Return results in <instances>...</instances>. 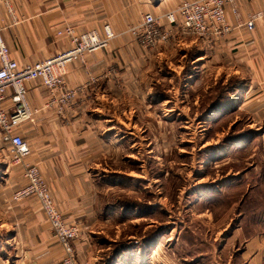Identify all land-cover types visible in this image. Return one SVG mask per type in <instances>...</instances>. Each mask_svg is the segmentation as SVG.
<instances>
[{"label": "crops", "instance_id": "0c3cea01", "mask_svg": "<svg viewBox=\"0 0 264 264\" xmlns=\"http://www.w3.org/2000/svg\"><path fill=\"white\" fill-rule=\"evenodd\" d=\"M181 1L0 0V31L12 57L20 64L45 60L71 47L67 28L81 34L109 25L117 34L107 49L86 56L88 69L98 78L96 82L91 83L85 63L70 64L66 87H82L84 92L79 93L65 116L58 115L54 108L45 109L36 114L34 122H24L18 128L31 148L25 162L39 167L64 218L81 227V237L75 243L79 261L164 264L158 252L161 245L153 247L151 258L146 253L135 254L130 247L101 257L104 241L100 239L106 232L105 224L111 222L109 217L114 214L99 208L93 178L94 170L102 164L104 145L116 142L118 119H127L132 112L127 107L118 111L117 106L129 104L138 95L133 91L134 82H139L142 88L154 82V77L147 75L151 74L154 62L178 63L175 67L183 69L186 61L192 59L199 73L194 80L185 78L192 87H201L211 74L236 77L241 85L237 86L236 94L226 99L233 103L224 107V116L229 119L245 112L261 128L259 134L264 139V0L228 1L226 17L233 29L224 38L210 42L206 37L178 33L162 48L143 53L136 40L125 32L128 26L137 23L146 12L161 14ZM250 20L254 21L252 29L247 25ZM27 87L31 105L45 106L48 91L43 84L34 80ZM11 105L7 96L4 106L11 108ZM104 122L107 124L103 125ZM225 148L227 154L229 149ZM14 167L8 176L0 178V264H63L64 250L37 198L20 202L12 199L24 179L23 165ZM230 180H224V185L228 186ZM240 222L241 219H235L226 229L229 233H224V248L229 242L234 246ZM237 243L243 246L236 248V253L242 254L238 264H264L261 238H246ZM245 254L249 255L248 260Z\"/></svg>", "mask_w": 264, "mask_h": 264}, {"label": "rangeland", "instance_id": "374dc122", "mask_svg": "<svg viewBox=\"0 0 264 264\" xmlns=\"http://www.w3.org/2000/svg\"><path fill=\"white\" fill-rule=\"evenodd\" d=\"M180 3L161 14L146 12L156 16L155 29L168 37L158 45H152L146 34L131 30L146 13L128 26L125 32L143 53L162 48L178 33L196 35L186 32L180 23L168 21L166 14ZM113 32L112 40L117 37ZM201 37L214 42L224 35ZM111 41L100 50L107 49ZM191 61L183 69L175 67L178 63L154 62L151 74L147 73L154 82L147 88L134 82L133 91L138 95L129 104L117 106L118 111L127 107L132 112L127 119H118L116 142L104 145L102 164L93 173L99 208L114 214L100 239L104 241L102 258L127 247L151 258L154 248L161 245L158 252L164 264H235L236 259L238 264L242 254L236 248L243 247L239 240L256 237L264 241L261 128L243 111L229 119L224 116V107L233 103L224 104V97L236 94L241 81L219 73L208 75L201 87H192L185 78L194 80L199 73ZM86 70L91 83L96 82L98 78ZM75 103L74 99L67 110ZM211 103L217 105L212 111L208 110ZM238 131L247 136L235 140L231 136ZM1 145L0 178L15 168ZM227 178L231 180L225 186ZM235 219L241 222L234 246L226 241L224 248V233Z\"/></svg>", "mask_w": 264, "mask_h": 264}, {"label": "built area", "instance_id": "2783aa9c", "mask_svg": "<svg viewBox=\"0 0 264 264\" xmlns=\"http://www.w3.org/2000/svg\"><path fill=\"white\" fill-rule=\"evenodd\" d=\"M228 1L230 0H183L166 17L171 24L180 23L188 33L220 37L233 29L226 17L225 5ZM156 24V16L146 13L141 22L131 30L146 34L152 45H158L168 37L165 33H158ZM247 25L252 29L254 21L250 20ZM67 31L71 47L31 64H20L12 57L0 31V144L2 150L7 151L13 166L23 165L25 183L14 192L12 199L20 202L29 197L37 198L55 238L64 250L63 264H91L89 261L78 260L75 243L81 237V227L64 218L39 167L25 162L31 148L27 139L18 131L21 124L34 122L36 114L45 109L54 108L58 115L63 116L82 90V87H66L65 78L70 64L81 61L87 65V54L105 48L114 37L109 25L104 26L103 30L94 28L81 34L75 33L72 28H67ZM34 80H39L48 91V100L43 107H34L30 103L27 84ZM7 96L10 97L11 108L4 106Z\"/></svg>", "mask_w": 264, "mask_h": 264}, {"label": "trees", "instance_id": "16d2710c", "mask_svg": "<svg viewBox=\"0 0 264 264\" xmlns=\"http://www.w3.org/2000/svg\"><path fill=\"white\" fill-rule=\"evenodd\" d=\"M229 97H228V95L226 96V97H224V104H226L225 102H228V100H226V99H228ZM210 108L208 109V110H210V111H212V110H214L215 109V107L217 106L216 105V103H211L210 105ZM250 133H253V130H251V132ZM245 136H247L246 135V133H239V131L233 136V134H232V136L231 137H234L235 138V140H240V139H242V138H244ZM125 249V248H124ZM118 252V251H117Z\"/></svg>", "mask_w": 264, "mask_h": 264}]
</instances>
